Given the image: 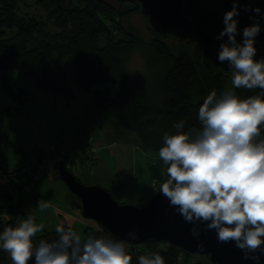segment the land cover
Returning <instances> with one entry per match:
<instances>
[{"label":"trees","instance_id":"obj_1","mask_svg":"<svg viewBox=\"0 0 264 264\" xmlns=\"http://www.w3.org/2000/svg\"><path fill=\"white\" fill-rule=\"evenodd\" d=\"M224 1L227 13L234 0ZM253 1L256 4L252 0H235L238 43L243 42V29L257 21L260 32L255 40L264 39V0ZM256 8L260 13L253 11ZM134 13H141L138 5L122 0H0V56L8 70L41 69L42 78L37 79V86H45L67 100L71 98L63 69L67 61H72L76 84L91 92L97 108L121 129L136 135L144 149L159 151L165 133L176 134L175 124L182 121L181 131L185 133L191 128L200 130L199 107L212 91H216L217 97L224 92L232 71L228 62H220L218 56L220 45L228 38L220 37L223 30L217 13L203 8L199 0H185L184 15L193 20L194 30L192 38L182 42L184 47L176 54L164 39L152 35L144 42L126 29L122 20ZM134 50L146 56L147 73L139 75L127 68L128 57ZM262 58L264 55L257 53L254 57ZM0 82L14 95L5 73L0 72ZM93 85H112L114 94L109 96L106 89L91 91ZM234 92L240 99L264 95L259 88H239ZM260 129V138H264V124ZM166 179L167 174L161 184ZM72 204L79 209L78 201ZM19 211L15 208L8 212L14 215ZM6 227H15L13 220L0 222V232ZM100 231L84 228L87 237H99ZM55 233H46L42 239ZM157 252L165 264H193L192 255L185 250L154 239L139 247L131 246L128 254L131 264H138L141 255ZM8 258L9 254L0 248V262Z\"/></svg>","mask_w":264,"mask_h":264},{"label":"clouds","instance_id":"obj_2","mask_svg":"<svg viewBox=\"0 0 264 264\" xmlns=\"http://www.w3.org/2000/svg\"><path fill=\"white\" fill-rule=\"evenodd\" d=\"M253 11L260 13L259 8ZM237 15L234 0L223 18L220 37L228 39L220 45L218 59L229 64L232 88L264 91V58L254 59L259 21L243 29V42L238 43ZM198 119L201 129L194 136L181 131L182 121L174 125L176 134L165 133L158 155L167 166V179L158 192L193 225L191 235L199 247H203L199 225L204 224L205 230L216 231L219 243L234 241L249 258L250 253L264 251V138H260L264 98L240 99L232 90L217 97L212 91L199 107ZM49 206L44 200L38 203L41 211ZM44 227L29 215L0 232V248L12 264H29L33 257L34 264H131L123 242L94 235L82 239L63 224L55 228L56 239L35 245L34 237ZM128 236L136 239L138 233L133 230ZM138 264H165V260L157 252L141 255Z\"/></svg>","mask_w":264,"mask_h":264},{"label":"rangeland","instance_id":"obj_3","mask_svg":"<svg viewBox=\"0 0 264 264\" xmlns=\"http://www.w3.org/2000/svg\"><path fill=\"white\" fill-rule=\"evenodd\" d=\"M199 2L203 8L214 10L217 13L223 30L225 28L223 18L227 10L225 1L199 0ZM252 3L256 4V1L252 0ZM122 21L126 29L139 35L144 42H148L152 38L149 25L141 13L128 15ZM164 42L175 54L182 46L184 47V43L172 38H166ZM254 46L258 55H264V39L255 40ZM66 63L63 75L70 91L71 99L69 100L64 96H56L45 86H37V79L42 78L41 69L36 71L26 68L9 69L5 73V78L9 80V86L14 95L9 94V91L0 82V137H2L0 140V167L22 170L25 168V161L31 165L49 164L46 174L37 178L26 177L22 186H16L12 182L7 185L0 179V212L9 214L12 220V217L14 219L15 217L8 211L18 208L20 210L17 216L18 223L31 215L38 224H44V229L34 237L35 245L40 241V238L42 240V236L46 233H54L56 226L62 222L68 225L72 224V228L81 235L82 239L87 238L84 228L91 227L94 231L100 230L93 220L81 216L79 209L72 204V202H77L76 197L54 176L52 166L60 159V153H64V161L69 167L68 171L79 182L83 185L103 188L120 205L144 206L166 177V165L159 158V151L144 149L142 146H140L141 148L133 147L129 151V178L125 179V183H121L124 189L121 192L105 189L99 180L98 167L101 160H97L100 155L99 152V156L95 154L98 147L94 144L95 136L100 133L99 129L102 125L96 123L101 120L99 113L114 119L97 108L90 91L78 87L74 78L75 67L72 61ZM147 67L145 55L138 50L130 53L127 63V68L130 71L142 75L147 73ZM228 74L229 77L224 84L223 91H234L231 83L232 72ZM108 87L113 86L93 85L91 91L94 89L109 91ZM85 113L93 116L90 117V120L94 125L96 124V128L94 125L88 130L82 128L81 120ZM121 130H118V134L111 136V139L122 141L123 134L137 139L136 135ZM196 132V129L191 128L188 134L194 136ZM137 143L140 145L139 141ZM55 144H57V153H49V146ZM18 145L21 149L17 147ZM35 148L39 151V157L33 151ZM18 149L22 151L20 152ZM74 153L75 155H73ZM39 158L41 160L38 161ZM17 177L21 178L20 175ZM133 180L135 183L131 184ZM150 186L157 187L150 191ZM41 200L47 201L50 205L43 211L38 208V203ZM55 210L77 215L83 223L75 222L66 214V217H60V219ZM18 223L15 220V226ZM100 232L99 237L108 238L105 233ZM123 243L126 252L129 253L133 245ZM141 249L140 247L136 250ZM190 262L210 264L206 257L194 255Z\"/></svg>","mask_w":264,"mask_h":264},{"label":"water","instance_id":"obj_4","mask_svg":"<svg viewBox=\"0 0 264 264\" xmlns=\"http://www.w3.org/2000/svg\"><path fill=\"white\" fill-rule=\"evenodd\" d=\"M122 1L138 5L153 36L172 38L178 42L192 38L194 22L184 15L185 0ZM7 71L8 65L0 56V72L4 74ZM52 171L76 197L81 216L93 220L101 231L115 240L133 246L142 245L150 239L167 242L191 255L206 257L210 264H264V251L250 253L249 258H245L244 251L234 241L219 243L216 231L205 230L204 224L199 225V241L203 244V247H199L197 239L191 235L193 225L183 220L175 208L170 206L168 199L158 192L159 189L144 206L120 205L103 188L79 182L68 171L64 161H56ZM133 230L138 233L136 239L128 236ZM56 238L55 233L42 240L51 242ZM261 248L264 249V245ZM255 256H259V260L254 259ZM0 264H12L10 256ZM29 264H34V257Z\"/></svg>","mask_w":264,"mask_h":264},{"label":"crops","instance_id":"obj_5","mask_svg":"<svg viewBox=\"0 0 264 264\" xmlns=\"http://www.w3.org/2000/svg\"><path fill=\"white\" fill-rule=\"evenodd\" d=\"M108 90H109L108 95L112 97L114 94V87H108ZM99 114H100L101 120L99 122H97L96 124H98L100 126L102 125V127L99 129L101 134L99 133L98 135H96L95 139H94L95 140L94 144L98 147L97 152L95 150V154L98 155V152H99L100 156L98 155L99 159L97 157V160H101L100 161L101 164L98 167V171L100 173V179L99 180L101 181L102 185L105 186V189L108 188V189H110V190L112 189L116 192H121L124 189L123 186L121 185V183H125V179L129 178L128 171L130 170V168H129V151H130V148H133V147L141 148L140 147L141 145H139L137 143L138 138L137 139L135 137L131 138L132 136L123 134L122 132H120V134H123L122 135V141H115L114 139H111V136L119 133L118 130L122 131L121 127L119 126V124L115 120H112V119L106 117L102 113H99ZM90 117H93V116L89 113L88 114L85 113V115L82 117L81 121H82V128L83 129L88 130V129H91L93 127L94 124L91 122ZM79 118L81 119V117H79ZM95 128H96V126H95ZM97 130H98V128H97ZM1 139H2V137H0V140ZM105 146H107V147H105ZM17 147L20 148L19 145ZM18 151L21 152L22 150L18 149ZM33 151H34V153H36V156L39 157V151L36 148ZM60 154L64 156V153H60ZM73 155H75V153ZM91 155H93V154H91ZM39 160H41V159L39 158L38 161ZM132 182H131V184H134L135 180H133ZM3 183H5V182L3 181ZM5 184L8 185L9 183H5ZM14 185H16V184H14ZM156 187L157 186H155L154 188H156ZM154 188L151 186L149 187L150 191ZM58 212H59L58 210H55L56 214ZM4 214H6V213L0 212V216L1 215L3 216ZM64 214H66L67 216L69 215V217L72 218L75 222H79L81 224L83 223L81 220H79L80 217L77 215H71V214H68L66 212ZM6 215H8L9 218L11 217L9 214H6ZM13 216L16 218L18 216V213H15ZM57 216H58V214H57ZM59 224H62V223H59ZM65 226L66 227H72V224H69V225L67 224Z\"/></svg>","mask_w":264,"mask_h":264},{"label":"built area","instance_id":"obj_6","mask_svg":"<svg viewBox=\"0 0 264 264\" xmlns=\"http://www.w3.org/2000/svg\"><path fill=\"white\" fill-rule=\"evenodd\" d=\"M48 152L51 154H56L57 153V144L55 145H50L48 148ZM64 161V156L61 155L60 159ZM65 162V161H64ZM66 165V163H65ZM67 169L69 168L68 165H66ZM49 168V164L48 163H41V164H36V165H31L29 162H25V168L22 170H17L14 168H5V167H0V179H2L5 183H14L18 186H22V184L26 181V177H40L43 173H46L47 170ZM20 175L21 178H18L17 176ZM59 217H66L65 214L61 211H59L58 213ZM13 222L18 223V219L17 217L15 219H13ZM11 219L9 218L8 215L4 214L3 216H0V222L2 223H7L10 222ZM63 225H67L65 222H62Z\"/></svg>","mask_w":264,"mask_h":264}]
</instances>
